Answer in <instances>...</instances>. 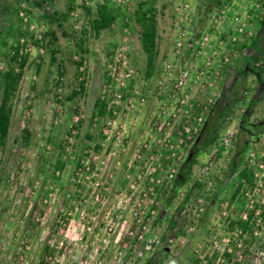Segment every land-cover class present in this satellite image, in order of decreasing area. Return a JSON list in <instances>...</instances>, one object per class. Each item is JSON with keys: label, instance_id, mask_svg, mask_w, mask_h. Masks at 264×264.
<instances>
[{"label": "rangeland", "instance_id": "obj_1", "mask_svg": "<svg viewBox=\"0 0 264 264\" xmlns=\"http://www.w3.org/2000/svg\"><path fill=\"white\" fill-rule=\"evenodd\" d=\"M141 1L0 0V72L26 56L0 145V264H264L260 217L236 250L227 230L264 208V0H155L149 77ZM99 2L117 17L96 34Z\"/></svg>", "mask_w": 264, "mask_h": 264}, {"label": "trees", "instance_id": "obj_2", "mask_svg": "<svg viewBox=\"0 0 264 264\" xmlns=\"http://www.w3.org/2000/svg\"><path fill=\"white\" fill-rule=\"evenodd\" d=\"M74 2V1H73ZM72 2V7H73ZM71 5V3L69 2ZM155 0H143L141 1L136 9L133 12V19L138 27V40L141 46V49L145 55L146 59V68L145 74L146 76H150L156 67V60L158 55V46H157V20H156V7ZM84 7L86 12L88 8ZM117 17V12H113L107 3L99 2L96 8V13L94 18L91 20V27L94 32L98 34L102 29H106L112 25L114 20ZM262 23V21H260ZM82 43V42H80ZM242 43L238 45V47H244ZM54 52V51H52ZM18 57V53L16 52L14 56L10 58L12 62L16 61ZM10 62V63H12ZM26 62V56H22L20 60L17 62L18 70H15V67H12V64L9 63L5 70L0 72V84L2 86L1 96H0V145H5L6 138L9 133L11 115H12V96L18 86L19 79L21 77V71ZM108 81L110 79L108 78ZM80 83V88L83 86ZM77 90L76 88L73 90V94L81 93V90ZM72 96H68L67 98H71ZM108 99L102 98V96L97 97L94 102V113L103 116L107 113L106 105ZM201 108V107H200ZM110 112V110H109ZM77 113V110H75ZM26 132V140L29 137V133ZM215 140L213 137V131L208 133L205 136V140L202 142L200 146H198L194 152V154L190 155L185 162L182 163L181 167L178 169V172L175 174L173 178V184L175 186H182L188 179L191 174L192 168L196 162V151H200L210 145ZM63 166L62 161L57 160L55 164V169H61ZM253 173L250 169L244 166L237 174V186L233 190L231 197L236 198L240 189L245 188L252 185ZM241 203V202H240ZM255 209L249 210L247 212L246 217H238L235 219H229L227 223V230L229 232H238V238L234 242L231 243L232 250H236V245L239 243L238 240L242 239V243L245 244L247 242V237H253V227L257 218L260 217L262 221H264V208L260 211L258 216L254 215ZM203 221V219H200ZM247 235V237L245 236ZM233 237V236H232ZM241 241V240H240ZM224 257L227 262L231 261L233 256V252H227L226 250L223 252ZM207 264H212V259L209 258L207 260ZM232 264H242L241 262H233Z\"/></svg>", "mask_w": 264, "mask_h": 264}, {"label": "built area", "instance_id": "obj_3", "mask_svg": "<svg viewBox=\"0 0 264 264\" xmlns=\"http://www.w3.org/2000/svg\"><path fill=\"white\" fill-rule=\"evenodd\" d=\"M241 30H242V29L240 28L239 31H241ZM180 82H182V81H180ZM138 228L140 229V227H138ZM141 232H142V231H140V230L137 229V230H136V233H134L133 231H130L129 234H132L133 237L135 236L136 238H140V237L142 236V235H141Z\"/></svg>", "mask_w": 264, "mask_h": 264}]
</instances>
